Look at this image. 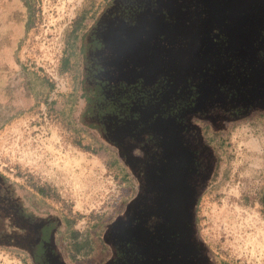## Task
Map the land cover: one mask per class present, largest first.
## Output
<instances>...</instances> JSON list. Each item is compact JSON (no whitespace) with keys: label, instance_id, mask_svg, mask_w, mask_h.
<instances>
[{"label":"water","instance_id":"1","mask_svg":"<svg viewBox=\"0 0 264 264\" xmlns=\"http://www.w3.org/2000/svg\"><path fill=\"white\" fill-rule=\"evenodd\" d=\"M30 21L29 0H0V129L35 105L18 57ZM79 45L80 88L92 95L74 119L134 185L103 227L99 264H220L196 216L227 165L219 143L264 115V0H107ZM66 230L0 174V248L69 264Z\"/></svg>","mask_w":264,"mask_h":264},{"label":"rangeland","instance_id":"2","mask_svg":"<svg viewBox=\"0 0 264 264\" xmlns=\"http://www.w3.org/2000/svg\"><path fill=\"white\" fill-rule=\"evenodd\" d=\"M30 1L18 57L30 73L35 105L0 129V174L68 222L60 242L69 263L99 264L104 225L134 195L113 152L79 128L71 113L80 87L73 44L107 0ZM223 141L227 165L200 199L197 230L220 264H264V116L234 124ZM0 264L31 261L0 248Z\"/></svg>","mask_w":264,"mask_h":264},{"label":"flooded vegetation","instance_id":"3","mask_svg":"<svg viewBox=\"0 0 264 264\" xmlns=\"http://www.w3.org/2000/svg\"><path fill=\"white\" fill-rule=\"evenodd\" d=\"M30 3V2H29ZM76 48H75V54H76V57H77V60H78V69L80 68V60H81V57L83 55V46L82 45H79V42L73 44ZM20 62V60H19ZM21 63V62H20ZM22 64V63H21ZM22 67H24V71H26L27 73V68L22 64ZM25 73V74H26ZM28 74H26L27 76ZM28 77V85H29V89L32 91V87H31V78L29 77V75L27 76ZM81 84V83H80ZM33 93V92H32ZM92 95V93H86L83 89H81L79 87V90L77 91V95H76V98H75V102H74V106H73V110H72V120H74V122H76V120L74 119V114L77 112V119L79 122H83V118L86 116L87 114V105H86V102L88 101L89 97ZM78 103L79 104V107H78ZM20 114H23V113H18L16 116H19ZM15 116V117H16ZM264 116V115H262ZM14 117V118H15ZM77 123V122H76ZM81 128L85 133L89 134L90 137L93 139L94 137L91 135V129L92 127H89V126H84L83 128L82 127H79ZM99 145L105 149L108 150V148L104 147L103 145H101L99 143ZM264 200V199H263ZM58 243L60 246L61 245V242H60V238L58 239ZM211 252V250H210ZM65 259L67 260V258L65 257ZM67 262L69 263V261L67 260ZM71 264V263H69Z\"/></svg>","mask_w":264,"mask_h":264},{"label":"trees","instance_id":"4","mask_svg":"<svg viewBox=\"0 0 264 264\" xmlns=\"http://www.w3.org/2000/svg\"><path fill=\"white\" fill-rule=\"evenodd\" d=\"M29 2H30V5H31V1L29 0ZM30 27V26H29ZM65 63V62H64ZM66 64V63H65ZM23 69H24V67H23ZM25 73H26V71H25ZM26 74H28L29 76H30V73H29V71L27 70V73ZM27 75V76H28ZM37 78V80L39 81V83L40 84H45L46 86H48V87H52L51 86V84H49L46 80H44V78H39L38 76L36 77ZM223 140L219 143V148L221 149L222 148V145H223ZM63 220H64V222H65V224L67 225V227H68V222L63 218ZM77 248H78V250H80L81 249V246H77Z\"/></svg>","mask_w":264,"mask_h":264}]
</instances>
